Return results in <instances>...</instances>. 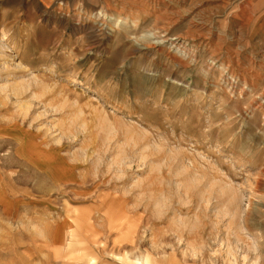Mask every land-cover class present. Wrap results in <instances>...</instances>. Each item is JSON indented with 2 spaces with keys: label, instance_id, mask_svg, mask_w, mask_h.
I'll return each instance as SVG.
<instances>
[{
  "label": "rangeland",
  "instance_id": "rangeland-1",
  "mask_svg": "<svg viewBox=\"0 0 264 264\" xmlns=\"http://www.w3.org/2000/svg\"><path fill=\"white\" fill-rule=\"evenodd\" d=\"M0 264H264V0H0Z\"/></svg>",
  "mask_w": 264,
  "mask_h": 264
}]
</instances>
